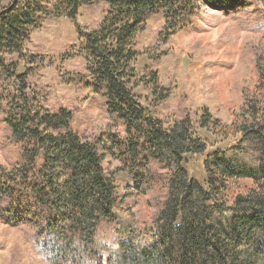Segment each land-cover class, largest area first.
<instances>
[{"label": "trees", "instance_id": "16d2710c", "mask_svg": "<svg viewBox=\"0 0 264 264\" xmlns=\"http://www.w3.org/2000/svg\"><path fill=\"white\" fill-rule=\"evenodd\" d=\"M101 2L109 7L105 18L83 34L78 52L120 131L90 140L70 110L45 106L39 90L28 93V75L16 69L32 30L67 18L79 31V9ZM200 2L245 0H14L0 11V126L12 147L8 164L0 163V221L30 227L46 264H264V61H255L251 121L223 150L208 152L188 115L169 127L133 93L142 20L161 13L166 33H176ZM150 82L153 96L165 100L168 89L158 95L156 76ZM207 120L201 117V128L226 133ZM201 156L205 187L184 168ZM111 160L118 165L109 169ZM130 187L163 191L150 226H135L123 193Z\"/></svg>", "mask_w": 264, "mask_h": 264}, {"label": "rangeland", "instance_id": "374dc122", "mask_svg": "<svg viewBox=\"0 0 264 264\" xmlns=\"http://www.w3.org/2000/svg\"><path fill=\"white\" fill-rule=\"evenodd\" d=\"M13 1L0 0V11ZM108 9L104 2L83 5L77 16L79 31L67 18L45 20L31 31L24 43V59L16 69L17 75L27 73L28 93L39 90L45 94V106L70 110L73 126L90 140L120 131L112 124L103 96L92 90L85 72L87 62L78 52L83 34L96 30ZM134 51L132 67L138 87L133 93L139 102L151 105L154 114L169 127L188 115L193 135L207 145L208 152L226 149L240 139V129L251 121V106L256 105L255 61L258 57L264 61V0H245L231 6L200 2L190 25L176 33H166L161 13L147 16ZM153 76L160 88L158 95L161 89L169 91L163 101L152 94ZM201 117L208 118L209 123L218 121L226 133L201 128ZM11 153L0 126L2 165L8 164ZM203 158H188L184 168L205 187ZM105 164L109 169L118 165L115 160ZM123 193L134 213L135 226H150L163 191L142 195L130 187ZM33 236L28 226L10 227L0 221V264H46L34 249Z\"/></svg>", "mask_w": 264, "mask_h": 264}]
</instances>
